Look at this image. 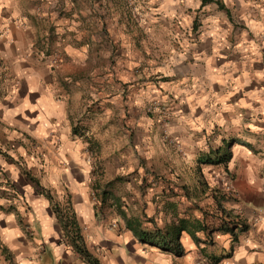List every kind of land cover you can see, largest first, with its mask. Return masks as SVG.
<instances>
[{
    "label": "crops",
    "instance_id": "0c3cea01",
    "mask_svg": "<svg viewBox=\"0 0 264 264\" xmlns=\"http://www.w3.org/2000/svg\"><path fill=\"white\" fill-rule=\"evenodd\" d=\"M68 25L63 17L39 13L31 0H0V264H264L259 48L244 45L245 36L231 42L229 30H216L199 37L204 46L189 43L174 53V78L167 82L102 78L101 66L86 62L83 46L63 44L65 61L49 63L44 41L63 37ZM215 70L227 79L226 91L213 87ZM170 96V109L147 108L151 99ZM229 135L234 144L226 142ZM227 148V163L198 161V151ZM98 165L105 181L129 172L132 185L156 177L157 191L135 186L132 199L138 201H125L121 212L158 201L147 212L157 226L199 217L190 186L198 188L203 179L218 183L210 196L225 195L221 206L241 215L248 228L235 242L228 233L215 231L206 242L203 232H196V241L182 231L179 256L144 244L115 205L107 209L113 223L96 215ZM71 215L75 227L66 225Z\"/></svg>",
    "mask_w": 264,
    "mask_h": 264
},
{
    "label": "rangeland",
    "instance_id": "374dc122",
    "mask_svg": "<svg viewBox=\"0 0 264 264\" xmlns=\"http://www.w3.org/2000/svg\"><path fill=\"white\" fill-rule=\"evenodd\" d=\"M31 1L37 5L39 13L63 17L69 23L63 37L44 41L49 51L47 58L52 66H59L65 61V53L61 47L63 44H70L77 48L86 47V62L90 67L100 65L101 69L97 76L102 78L126 77L142 80V82H167L170 78H174V53L184 52L183 49L189 43L195 42L197 47L204 46L205 40L199 38L202 34L226 29L229 30L231 42L245 36L244 45L247 42L250 47L253 45L259 48L261 62L256 68V77L258 84H264V0H210L205 3H202V0ZM221 67L222 65H219V68ZM217 71L215 70L213 75V87L226 91L229 83L223 77L224 75ZM172 100V96L166 98L164 102L154 98L148 102L147 108L168 110ZM170 140V137L164 139L167 144ZM234 141L236 138L231 135L226 140L229 145L234 144ZM216 151H198V161H205L208 155L215 159ZM221 153L224 152L221 151ZM95 170L96 179L92 181L93 197L96 201V215L102 222L115 221L112 210H107L115 205L118 208L117 215L119 214L122 218L136 219L140 228L145 231L153 232L155 227L170 226L167 224L157 226L153 217H147V212L150 214L154 207L160 206L158 201L153 200L154 203L158 202L157 206L151 201L153 208L149 206V201L148 207L144 202L143 209L139 202L135 207L127 206V210L122 211L123 214L120 209L125 201L130 205H132L131 202L138 201L137 198L132 199L136 187H149L152 188V192L157 191L156 188L159 186L155 184L156 177H148L141 184L132 185L128 178L130 172L124 175L125 177L119 176L120 178L105 181L102 177L104 173L102 166L98 165ZM233 177L234 175L229 172V180ZM197 186L198 188L190 186L197 194L193 209L200 214L199 217H194L203 220L207 230L211 231L210 229H215L219 223L215 219L212 205L216 206L217 202L221 204L225 195L221 196L217 193V198L210 196L212 189L219 191L218 183L202 179L198 181ZM161 187L167 189L169 185ZM174 188L176 186H173ZM208 188L211 190L208 191ZM149 191L151 196L152 192L150 189ZM168 196L170 195H166V198ZM165 201L172 203L171 199H165ZM218 212L220 213L219 210ZM157 219L159 223L160 220ZM214 232H207L209 236L204 235L206 242H210ZM10 264L15 262L11 259Z\"/></svg>",
    "mask_w": 264,
    "mask_h": 264
},
{
    "label": "trees",
    "instance_id": "16d2710c",
    "mask_svg": "<svg viewBox=\"0 0 264 264\" xmlns=\"http://www.w3.org/2000/svg\"><path fill=\"white\" fill-rule=\"evenodd\" d=\"M210 0H202V3L208 2ZM228 145V143H227ZM220 154V151H216V158L212 159L208 155L207 159H204L206 163L211 164H218V163H227L232 158V153L230 149L223 150ZM217 198V197H214ZM216 207L220 211V221L215 229H210L211 231L207 230L205 223L203 220H199V218L190 216V217H180L178 218L177 223L171 224L167 228H160L155 227V230L152 231H145L140 228L139 223L136 219L125 218V225L129 228L134 236L142 243L148 244L150 246H156L163 250L170 251L172 254L179 256L183 253V247L179 241V236L182 231H188L191 236L196 240L199 241L197 236L195 235L196 232H203L207 236V232H221V233H228L232 237V242L237 241V234L238 232L244 231L248 228V224L246 220L239 214H233L232 209L226 210L221 206L219 202L216 203ZM203 213V211H202ZM123 214V213H122ZM66 225H70L75 227L76 221L73 215L65 220ZM79 251L89 257V253L85 248H79ZM220 258L215 257L214 260L218 261Z\"/></svg>",
    "mask_w": 264,
    "mask_h": 264
}]
</instances>
